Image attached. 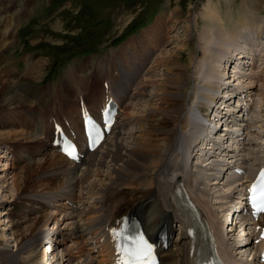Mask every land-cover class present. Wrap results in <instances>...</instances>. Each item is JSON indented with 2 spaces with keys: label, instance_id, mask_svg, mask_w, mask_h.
<instances>
[{
  "label": "bare ground",
  "instance_id": "bare-ground-1",
  "mask_svg": "<svg viewBox=\"0 0 264 264\" xmlns=\"http://www.w3.org/2000/svg\"><path fill=\"white\" fill-rule=\"evenodd\" d=\"M178 2L181 0L174 4ZM174 4L168 14L162 12L145 31L112 53L117 65L114 71L110 65L107 67L110 76L107 75L105 94L119 103L118 120L108 138L85 155L80 164L65 158L52 146L49 150L40 115H33L38 111L42 93L31 99L20 95L21 80H41L48 61L38 57L22 70H0V116L8 113L18 118L22 114L24 126L29 119L32 121L26 130L20 125L11 129L8 124L6 133L0 131V205L10 196L7 208L0 211V264H109V252L91 255L87 248L92 235L89 229L98 225L107 229L118 227L126 216L143 222L152 236L164 219L180 217L186 233V212L174 202L177 178L200 202L222 238L220 215L215 213L220 214L225 209L222 203L232 200L244 184L239 185L240 178H229L224 164L217 162L221 158L216 157V144L222 143L225 134L211 129L218 125L212 116L240 104L239 100L228 104L225 99L233 88L239 87L240 94L252 93L255 99L249 110L251 120L247 122L249 114L243 116L249 132L243 134V142L249 135L253 145L248 149L249 156L257 149L264 150V138L254 134V130L262 131L264 125V117L257 118L262 111L255 110L264 109V37L259 35L264 32V0H241L235 19L230 3L225 18L218 5L207 0L198 11L200 21L195 20L196 14L195 18L190 14L182 19L186 30L192 24L200 29L197 45L190 47V32L184 41L176 42L177 49L165 52L167 43L176 41L170 36L171 27L182 16L181 7L174 8ZM28 6L32 4L25 5ZM18 24L0 22V41H14L12 30ZM59 28L55 25V29ZM185 51L187 57L183 60ZM103 69L106 70L105 64ZM71 72L73 69L65 78L68 87L61 94L59 90L49 92L53 97L73 93ZM60 119L63 126L69 123L70 132L80 135L74 119ZM234 128V133L244 129L240 123ZM203 132L207 133L209 144L200 143ZM35 143L38 146L33 148ZM9 155L15 156L13 162ZM231 157L226 165L237 159ZM20 162L24 163L22 167L18 166ZM198 184L200 188L196 190ZM67 199L72 206L66 204ZM27 202L30 204L26 205ZM187 212L191 214L188 209ZM14 215L18 218L12 220ZM232 224L228 229L234 232L236 227L231 229ZM185 233L177 236L174 246L161 255L163 264H195L194 256L186 255L190 245ZM255 248L245 245L235 253L241 258Z\"/></svg>",
  "mask_w": 264,
  "mask_h": 264
},
{
  "label": "rangeland",
  "instance_id": "rangeland-1",
  "mask_svg": "<svg viewBox=\"0 0 264 264\" xmlns=\"http://www.w3.org/2000/svg\"><path fill=\"white\" fill-rule=\"evenodd\" d=\"M174 1L176 0H0V7L4 4V7H1L3 10H10V12L15 11V14H2L3 10L0 8V22H4L7 18L16 19L18 16L19 19L20 15L23 14V17H21L22 20L18 21V26L12 30L13 35L15 33L16 36L15 42L11 40L9 41V39L8 41L5 40V42H7L5 45L10 46H8L9 50L5 49L3 55L0 56V70L14 67L19 71L25 68L26 63H32L36 58L42 57L41 59H46L49 63L47 69L42 75L43 78L35 81L28 79L21 80L22 84L20 85L21 88H19V91L21 92L20 95L27 96L25 90L33 89L30 88L29 85L45 87L50 84V87H52V85L61 82L59 81L60 79L67 77H65L64 74L68 70L70 71L68 64L73 62L74 56L77 54L84 55L95 52L90 57L91 59L95 58V60H97L98 57L100 58L104 55V52L108 50L110 46H119V44L130 38L135 27L140 26V29L137 30L136 33H142L158 16L162 14V12L168 14ZM206 1L207 0H181V2L174 4V8H177V6L181 7L180 14L182 16H180L181 18H179V20H177V22L171 27L173 31L170 36H172V38L175 37L174 39H176V41L170 42L173 40L171 38L169 41L170 43H167V38H164V42L167 43L165 52L173 51L175 48L177 49L176 42L178 40L184 41L190 32H192V38L188 41L190 47L192 45H197L196 37L200 29L197 28V31L192 24V28L186 30V26L183 25L182 19L183 17L190 16V14H192V18H195L196 14L195 20L198 19L200 21L201 17L198 14V11L202 7V3L205 4ZM211 1L218 5L219 12L225 17V10L227 9L228 3H230L229 5L232 13L235 16L236 8L241 0H228V2L226 0ZM18 3L23 4L19 11ZM28 3L32 4V6L26 8L25 5ZM124 4L128 6L127 10ZM239 7L241 6L239 5ZM262 14H264V12H262ZM9 22L15 23L16 21ZM160 22H162V18L160 19ZM55 25H59L60 28L55 29ZM35 50H39L43 55L40 53V55L34 58L33 61L29 60L25 62L22 59L21 56L23 54L31 53ZM195 50L196 49H192V51ZM112 53H114V51L106 55L112 56ZM106 57L109 56H105L103 59H106ZM182 57V59L185 60L187 57L186 51ZM189 81V86H191L192 81ZM65 82L66 80L62 84ZM42 90V96L46 93L47 94L42 97V102L40 100L38 109L41 105L45 106L49 101L50 97L48 94L53 96V94L49 93L53 92L51 88H49L48 91L44 88H42ZM54 90L57 92V86L54 87ZM153 99H156V97ZM59 101L58 97L54 98L55 106L59 104ZM263 104L264 102L262 105ZM47 105L48 109H50V104L47 103ZM257 111L260 113L262 111L261 115L258 116L259 118L264 117V109L261 110V108H258ZM7 112L10 114L13 113L10 111ZM5 114L7 115L8 113H4L0 116V131L6 133L8 127L18 128L22 126V129L24 130L30 128L32 122L30 119L29 122H27V126L22 125V114H18V118H14L15 114L12 116H9L8 114L7 116L9 117H6ZM33 115L38 116L37 112ZM73 123L74 121L71 122V125ZM8 124L9 126L6 127ZM262 127L264 130V125H262ZM37 146L38 143H35L33 148H36ZM50 147L51 146L48 147L49 150L51 149ZM19 150L20 148H18V151ZM20 153L21 151L18 154ZM23 164V162H20L18 166L22 167ZM9 200L10 196L4 198L3 205H0V211H2L3 208H7ZM29 204L30 202H27L26 205ZM14 216L12 220L17 217ZM22 216L24 218L25 215ZM19 219H22V217H19ZM236 232H238V230ZM11 249H13L12 244L10 245V250Z\"/></svg>",
  "mask_w": 264,
  "mask_h": 264
},
{
  "label": "snow or ice",
  "instance_id": "snow-or-ice-1",
  "mask_svg": "<svg viewBox=\"0 0 264 264\" xmlns=\"http://www.w3.org/2000/svg\"><path fill=\"white\" fill-rule=\"evenodd\" d=\"M89 138L92 143H97L102 138V134L98 129L93 126L89 131ZM66 154L73 156L75 149L71 151L66 149ZM251 206L254 210V214L264 213V171H261L255 182L249 189ZM264 238V237H262ZM151 252L150 247L144 242L141 237L140 240L135 242V247L132 249H124L121 264H147L146 257Z\"/></svg>",
  "mask_w": 264,
  "mask_h": 264
}]
</instances>
